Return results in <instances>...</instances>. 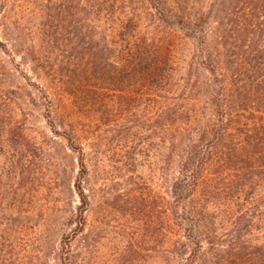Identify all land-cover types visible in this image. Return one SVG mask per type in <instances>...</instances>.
<instances>
[{
  "label": "trees",
  "instance_id": "trees-1",
  "mask_svg": "<svg viewBox=\"0 0 264 264\" xmlns=\"http://www.w3.org/2000/svg\"><path fill=\"white\" fill-rule=\"evenodd\" d=\"M66 4L50 7L42 31L56 41L55 22L67 21L70 55L55 73L78 110L111 121L146 108L154 132L165 135L168 196L162 210L153 201L150 228L156 243L167 244L166 264H264V240H251L257 226L264 238V0H213L208 11L206 0ZM145 15L157 35L143 31ZM181 38L193 45L186 65ZM2 126L33 155L25 129ZM65 137L82 155L73 185L81 204L57 263L76 264L73 240L91 206L89 169L74 133ZM223 219L232 226L225 238ZM4 248L0 241V264Z\"/></svg>",
  "mask_w": 264,
  "mask_h": 264
},
{
  "label": "rangeland",
  "instance_id": "rangeland-1",
  "mask_svg": "<svg viewBox=\"0 0 264 264\" xmlns=\"http://www.w3.org/2000/svg\"><path fill=\"white\" fill-rule=\"evenodd\" d=\"M62 3L65 10L66 0H0V43L5 44H0V218L8 217L0 226L4 264H58L63 235L74 234L81 201L73 185L82 155L69 146L65 135L70 132L76 147H83L91 201L85 231L73 240L76 264H166L167 244L161 238L156 243L150 228L153 201L162 210L168 196L165 135L154 132L146 108L120 112L111 121L78 110L55 73L70 55L67 21L55 22L62 33L56 41L45 40L42 31L47 16L55 13L50 7ZM142 29L157 35L146 15ZM192 52L190 41L181 38L184 65ZM6 123L26 130L34 156L25 149L29 146L3 132ZM224 225L223 238L232 227L228 220ZM255 230L251 240L263 241L259 226Z\"/></svg>",
  "mask_w": 264,
  "mask_h": 264
}]
</instances>
